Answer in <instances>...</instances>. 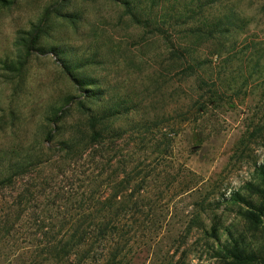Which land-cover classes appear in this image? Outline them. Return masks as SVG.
Returning <instances> with one entry per match:
<instances>
[{"label": "rangeland", "instance_id": "rangeland-1", "mask_svg": "<svg viewBox=\"0 0 264 264\" xmlns=\"http://www.w3.org/2000/svg\"><path fill=\"white\" fill-rule=\"evenodd\" d=\"M199 1L234 25L195 50L190 73L169 55L171 43L184 42L185 34L171 32L172 41L154 34L130 18L124 0H59L76 21L50 13L46 34L29 55L18 45V33L57 0H0V157L42 160L29 168L31 177L0 188V205L33 178L37 183L52 173L47 191L22 205L10 233L15 216L5 223L0 211V264H30L32 210L41 218L54 214L38 213L46 195L52 203L60 194L54 204L60 205L84 188L85 160L64 173L48 161L51 118L73 123L88 106L102 111L115 102L130 110L114 118L125 133L103 157L95 149L93 172L112 180L126 164L127 171L135 165L137 179L126 184L125 194H134L137 206L124 217L121 237L110 242L121 249L114 262L264 264V196L256 173L264 165V0ZM53 47L68 51L65 60L78 62L76 72L93 78L104 95L85 97ZM144 122L152 124L148 131ZM234 253L241 257L236 262Z\"/></svg>", "mask_w": 264, "mask_h": 264}, {"label": "trees", "instance_id": "trees-1", "mask_svg": "<svg viewBox=\"0 0 264 264\" xmlns=\"http://www.w3.org/2000/svg\"><path fill=\"white\" fill-rule=\"evenodd\" d=\"M151 3L145 5L133 4L124 0L126 13L130 18L150 27L154 34L160 35L167 41L171 40V32L178 31L185 34L186 39L182 43H171L169 55L171 59L179 61L181 65L186 66V71L192 73L195 69V50L204 43L213 42L222 39L229 31V26L234 25L231 17L227 14L217 16L209 11L204 3L199 0L196 2H184L182 0H166V3L150 0ZM56 5H61L60 8ZM55 4L47 8L40 18V21L33 23L29 29L18 33L17 42L29 55L35 51L36 45L46 34L43 23L48 20L50 13L62 17L70 23H74L75 14L63 11V4L57 0ZM157 7V11H155ZM165 36V37H164ZM169 39V40H168ZM62 49V48H60ZM58 47H53L51 51L57 55L58 59L67 67V73L80 86V89L88 99L96 100L104 95L103 90L96 87V82L91 77L81 76L76 72L79 68L78 62L66 61V53ZM66 59V60H65ZM121 104L115 102L111 107H106L102 111L92 110L90 106L81 112L82 118L73 123H67L63 116H54L52 128L46 131L45 141L48 145V161H56L54 167L62 169V173L71 169L70 165L78 161L85 160L87 166L83 175L87 177L79 198H65V204L54 205L56 198L60 194L54 195L52 203L43 204V212L52 213L50 218H41L36 210L33 211V250L30 254V264H121L122 261L114 262V259L121 253L119 244L114 247L110 242L115 236L121 237L120 232L124 227L123 219L131 209V206H137V197L134 194H125L131 181L137 179L136 166L127 171L122 170L110 180L109 175L103 173L94 174L93 164L95 149L100 148L96 155L101 158L107 152L112 151L116 143L113 139H120L125 132L114 126V118L118 114L128 113L129 108L121 107ZM143 130L148 131L152 126L149 122L141 124ZM154 127V124H153ZM142 139L139 138V141ZM135 148V146H134ZM107 158V157H106ZM110 156L108 157V159ZM107 159V160H108ZM47 161V160H46ZM42 163L41 158L36 159L33 156H24L20 159L12 160L7 157H0V188H12L18 179L22 177H31L28 174L29 168ZM84 166V165H82ZM95 167V166H94ZM88 169V172L85 170ZM261 187L257 186L259 193L264 196V165L262 164L256 171ZM29 175V176H28ZM122 175L119 181L115 183L117 176ZM27 182L25 188L18 191L12 201L1 203L0 211H3L5 223H8V217L15 216L11 222V229L7 228V233L14 228L27 202L37 201L40 192L48 189V181L52 180V173L37 183ZM111 190V193H110ZM234 196L242 199L237 192ZM53 206H51V205ZM14 207H19L14 209ZM127 207L129 209L127 210ZM47 214V215H50ZM255 217V216H254ZM122 222V223H121ZM109 243V244H108ZM234 262L239 260L240 254L234 253ZM232 262V263H234Z\"/></svg>", "mask_w": 264, "mask_h": 264}]
</instances>
